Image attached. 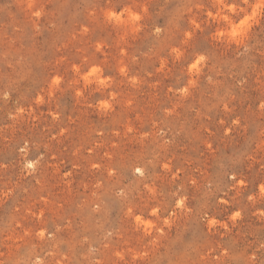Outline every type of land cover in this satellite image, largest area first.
Listing matches in <instances>:
<instances>
[{"label":"rangeland","instance_id":"obj_1","mask_svg":"<svg viewBox=\"0 0 264 264\" xmlns=\"http://www.w3.org/2000/svg\"><path fill=\"white\" fill-rule=\"evenodd\" d=\"M0 264H264V0H0Z\"/></svg>","mask_w":264,"mask_h":264}]
</instances>
